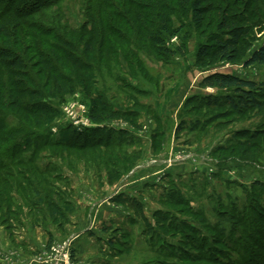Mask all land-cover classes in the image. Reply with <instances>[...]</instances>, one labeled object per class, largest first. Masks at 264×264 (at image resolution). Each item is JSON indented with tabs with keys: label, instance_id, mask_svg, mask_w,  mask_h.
Segmentation results:
<instances>
[{
	"label": "rangeland",
	"instance_id": "1",
	"mask_svg": "<svg viewBox=\"0 0 264 264\" xmlns=\"http://www.w3.org/2000/svg\"><path fill=\"white\" fill-rule=\"evenodd\" d=\"M84 5L85 0L64 2L74 30L85 22ZM172 18L175 28L184 19L190 33L184 55L167 57L139 35L127 34L135 42L129 57L119 53L114 58L108 52L111 62L95 63L88 86L80 81L76 93L59 105L48 128L50 140H74L77 133L93 130L107 139L110 131L122 146L76 150L52 144L36 155L44 174L17 167L14 172L27 175L25 184L39 187L41 194L18 192L22 208L16 216L6 214L0 204V264H61L59 247L67 242L69 264H184L176 254L195 239L213 244V232L232 245L233 261L264 264V210L258 217L251 212L252 204L264 208V108L235 111L223 103L208 105L215 97L233 94L203 86L214 74L264 83V66L244 63L264 45V30L256 29L240 62L209 59L200 66L199 48L207 44L212 26L195 30L191 17ZM178 45L181 37L167 38L170 49ZM94 106L125 116L111 119L105 113L94 122ZM181 122L187 130L178 133ZM0 125L15 129L18 123L1 117ZM20 156L30 160L32 154ZM10 186L14 191L16 186ZM48 192L62 209L55 221L44 202ZM179 196L198 216L175 205ZM244 215L251 217L245 228L238 223ZM187 225L198 231L196 238L183 233Z\"/></svg>",
	"mask_w": 264,
	"mask_h": 264
},
{
	"label": "trees",
	"instance_id": "2",
	"mask_svg": "<svg viewBox=\"0 0 264 264\" xmlns=\"http://www.w3.org/2000/svg\"><path fill=\"white\" fill-rule=\"evenodd\" d=\"M64 2L0 0V118H13L18 123L15 129L0 125V151L3 152L0 153V183L4 186L0 187V204L6 214L13 216L21 214L22 206L15 198L18 192L24 196L41 194L39 187L36 189L25 184L28 183L27 175L19 171L22 174L19 178L18 171L14 172L17 167H28L36 174H44L35 163L40 150L52 144L76 150L122 146L116 139L117 135L110 131L107 139H100L93 130L83 136L77 133L74 140L57 142L50 140L47 133L59 114V105L76 93L77 84L81 81L88 86L95 63L105 59L111 62L113 56L109 57L110 54L117 58L119 53H126L125 56L129 57L128 52L135 42L127 34L139 35L146 45L153 46L167 57L178 53L184 55L190 33L185 32L187 25L184 19L180 27L175 28L172 17H191L195 30L208 25L213 28L207 36V44L199 48V64L205 66L209 59L232 64L240 62L255 40L256 31L264 30V0H85L82 10L85 22L79 30L68 24ZM211 13H216L211 17L213 21L207 19ZM169 37H181V45L175 50L170 49L167 47ZM244 63L246 67L264 66V45ZM203 86L233 94L223 99L215 97L214 103L207 101L208 105L223 103L235 111L264 108V83L214 74L204 79ZM92 112L94 122L102 121L105 113L111 119L125 116L100 106H94ZM195 127L198 123L194 124ZM183 130H187L185 122L179 125L178 133ZM252 136L257 137L255 134ZM27 153L32 154L30 160L20 156ZM134 166L135 163L130 170ZM9 177L16 182L10 181ZM10 185L16 186L14 191ZM53 196L48 192L44 195V202L55 221L62 209ZM15 205L19 207L15 209ZM175 205L190 209L189 203L181 196ZM136 208L142 209L144 214L142 205L137 203ZM251 209L257 217L260 216L258 211L264 210L255 204ZM189 213L198 216L194 211L189 210ZM235 217H238V212L233 216L234 221L237 220ZM250 219L249 215H244L238 221L240 227L245 228V222ZM163 226L165 230L166 223ZM173 227L177 228L176 225ZM183 233L194 238L198 235L190 225L183 228ZM217 235L213 232V244L195 239L183 254L169 251L171 249L168 253H177L184 264H238L231 258V252H235L232 245L223 237L217 239ZM110 245L116 244L110 242Z\"/></svg>",
	"mask_w": 264,
	"mask_h": 264
},
{
	"label": "built area",
	"instance_id": "3",
	"mask_svg": "<svg viewBox=\"0 0 264 264\" xmlns=\"http://www.w3.org/2000/svg\"><path fill=\"white\" fill-rule=\"evenodd\" d=\"M69 244L67 242L64 244V246L59 247V249L61 250L60 255H61V257H63V261H61V264H69L70 263V256H69V253H67V248H68V246H70ZM55 264H60V262L57 261V263H55Z\"/></svg>",
	"mask_w": 264,
	"mask_h": 264
}]
</instances>
